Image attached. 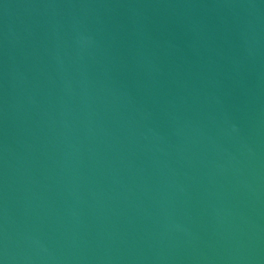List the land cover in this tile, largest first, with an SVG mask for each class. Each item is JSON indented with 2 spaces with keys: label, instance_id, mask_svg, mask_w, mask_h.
I'll use <instances>...</instances> for the list:
<instances>
[{
  "label": "water",
  "instance_id": "water-1",
  "mask_svg": "<svg viewBox=\"0 0 264 264\" xmlns=\"http://www.w3.org/2000/svg\"><path fill=\"white\" fill-rule=\"evenodd\" d=\"M0 264H264V0H0Z\"/></svg>",
  "mask_w": 264,
  "mask_h": 264
}]
</instances>
